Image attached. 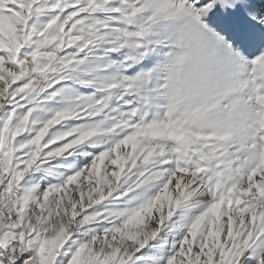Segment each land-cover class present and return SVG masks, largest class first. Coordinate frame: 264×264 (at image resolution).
I'll return each instance as SVG.
<instances>
[{
  "label": "snow or ice",
  "instance_id": "snow-or-ice-1",
  "mask_svg": "<svg viewBox=\"0 0 264 264\" xmlns=\"http://www.w3.org/2000/svg\"><path fill=\"white\" fill-rule=\"evenodd\" d=\"M0 264H264V0H0Z\"/></svg>",
  "mask_w": 264,
  "mask_h": 264
}]
</instances>
